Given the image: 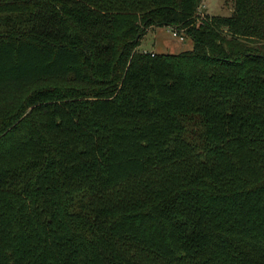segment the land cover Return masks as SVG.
Segmentation results:
<instances>
[{
  "label": "trees",
  "instance_id": "16d2710c",
  "mask_svg": "<svg viewBox=\"0 0 264 264\" xmlns=\"http://www.w3.org/2000/svg\"><path fill=\"white\" fill-rule=\"evenodd\" d=\"M201 1L0 0V264H264V0Z\"/></svg>",
  "mask_w": 264,
  "mask_h": 264
},
{
  "label": "rangeland",
  "instance_id": "374dc122",
  "mask_svg": "<svg viewBox=\"0 0 264 264\" xmlns=\"http://www.w3.org/2000/svg\"><path fill=\"white\" fill-rule=\"evenodd\" d=\"M232 0H202L201 11L228 14ZM192 47V40L181 34H173L168 25L158 24L148 27L140 38L138 49L154 50L156 53H176Z\"/></svg>",
  "mask_w": 264,
  "mask_h": 264
},
{
  "label": "built area",
  "instance_id": "2783aa9c",
  "mask_svg": "<svg viewBox=\"0 0 264 264\" xmlns=\"http://www.w3.org/2000/svg\"><path fill=\"white\" fill-rule=\"evenodd\" d=\"M200 4H201V3H200ZM201 8H202V7L199 5V6L197 7V11L200 12ZM172 33L175 34V35H176V34H181V33H177L176 30H172ZM181 38H183V35H182V34H181Z\"/></svg>",
  "mask_w": 264,
  "mask_h": 264
},
{
  "label": "crops",
  "instance_id": "0c3cea01",
  "mask_svg": "<svg viewBox=\"0 0 264 264\" xmlns=\"http://www.w3.org/2000/svg\"><path fill=\"white\" fill-rule=\"evenodd\" d=\"M150 51H154V50H150Z\"/></svg>",
  "mask_w": 264,
  "mask_h": 264
}]
</instances>
